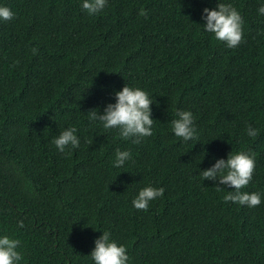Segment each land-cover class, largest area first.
Listing matches in <instances>:
<instances>
[{
    "label": "trees",
    "instance_id": "obj_1",
    "mask_svg": "<svg viewBox=\"0 0 264 264\" xmlns=\"http://www.w3.org/2000/svg\"><path fill=\"white\" fill-rule=\"evenodd\" d=\"M219 2L243 17L237 48L202 28ZM81 3L0 0L14 13L0 21V236L21 241L19 264H94L104 231L128 264H264V0H108L94 16ZM125 85L153 99L140 144L88 119ZM177 110L193 113L198 141L173 134ZM68 127L80 146L60 153L52 141ZM117 149L131 152L119 168ZM240 151L255 154L242 189L261 194L255 208L201 178ZM146 186L164 194L138 211Z\"/></svg>",
    "mask_w": 264,
    "mask_h": 264
},
{
    "label": "clouds",
    "instance_id": "obj_2",
    "mask_svg": "<svg viewBox=\"0 0 264 264\" xmlns=\"http://www.w3.org/2000/svg\"><path fill=\"white\" fill-rule=\"evenodd\" d=\"M107 2L108 0H82L81 6L88 15L94 16L104 10ZM258 13L264 15V5L258 8ZM140 15L145 19L148 18V12L145 10H142ZM13 18L14 13L10 8L0 6V21H10ZM201 18L204 21L203 30L212 34L217 42L223 43L230 49L237 48L244 42V20L231 3L219 2L211 10L204 8ZM31 51L33 55L38 52L36 48H32ZM114 97L115 103L107 104L103 109V114H100L98 109L88 111L89 121H99L105 130L117 129L120 139L131 141L133 144H140L143 138L152 136L155 120L151 118L150 106L153 105V99L149 94L140 88L125 85L120 91L114 93ZM171 130L177 138L185 142L198 141L199 139L191 111L177 110L176 118L171 120ZM245 131L247 136L253 139L259 135V130L251 125H247ZM76 133L75 127H68L52 143L60 153H64L66 149L79 148L80 140ZM130 159V151L117 149L113 166L122 167ZM255 168L254 153L249 154L243 151L235 154L229 153L226 159H217L211 168L201 171V178L203 181L216 182V191L225 192L223 195L225 203L232 202L255 208L262 203L261 194L242 191L251 182ZM226 188L231 190L225 191ZM163 194L162 187L146 186L139 190L132 200V205L138 211L147 212L150 202L162 197ZM24 226L22 220L17 221L18 229H22ZM94 245V249L89 254L94 264H128L129 256L126 246L112 240L110 232L104 231L94 241ZM20 246L21 241L18 238L8 235L0 236V264H19L24 258L18 250Z\"/></svg>",
    "mask_w": 264,
    "mask_h": 264
}]
</instances>
